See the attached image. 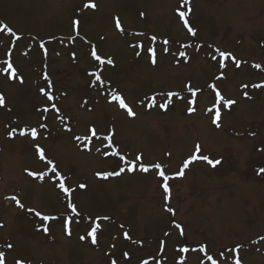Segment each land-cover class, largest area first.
Instances as JSON below:
<instances>
[{
    "label": "rangeland",
    "instance_id": "rangeland-1",
    "mask_svg": "<svg viewBox=\"0 0 264 264\" xmlns=\"http://www.w3.org/2000/svg\"><path fill=\"white\" fill-rule=\"evenodd\" d=\"M87 2L96 8L84 9ZM180 4L181 0H0V25L6 26L0 31V95L5 100L0 107V252L5 264H210L207 255L218 264H233L234 258L242 264H264V174L259 173L264 168V88L252 87L264 84V0H190L188 20L196 37L176 15ZM115 17L124 33L116 31ZM77 18L78 36L71 26ZM137 32L144 35H133ZM152 36L155 43L148 39ZM165 40L168 53L162 51ZM137 43L143 49L136 48ZM182 44L193 46L182 49ZM196 44L202 46L199 51ZM208 45L233 54L241 68L226 61L223 78L217 80L221 70L218 60L206 55L211 51ZM92 47L113 64L93 60ZM149 47L157 53L155 66L148 58ZM178 50L186 52L187 63L178 58ZM5 61L12 64L10 71H5ZM92 72H99L109 91ZM209 83L225 98L236 100L231 108L221 106L219 127L207 112L214 95ZM186 84L197 90L192 113L187 110L192 97ZM110 91L125 99L134 117L109 103ZM168 92L177 95L162 110L159 104ZM48 94L54 100L49 101ZM150 97H156L155 106H149ZM89 127L100 135L112 130L114 150L129 161L142 155L144 165L160 163L167 176L178 171L197 144L200 155L221 163L210 168L203 160L193 162L182 179L167 182V207L173 215L165 211L155 169L125 171L108 179L96 175L118 171V157L110 154L113 149L105 147V141L93 138L85 148L75 139L87 135ZM21 131L26 134L21 136ZM36 145L46 160L36 156ZM52 166L73 189L70 197L55 186ZM11 196L23 207L6 199ZM69 198L80 213L71 236L60 222ZM36 212L58 219L44 222ZM103 217H108L101 222L109 227L98 235V243L81 241L83 225ZM125 232L130 239L123 238ZM201 246L204 253L199 252ZM180 247L189 251L178 254Z\"/></svg>",
    "mask_w": 264,
    "mask_h": 264
},
{
    "label": "snow or ice",
    "instance_id": "snow-or-ice-1",
    "mask_svg": "<svg viewBox=\"0 0 264 264\" xmlns=\"http://www.w3.org/2000/svg\"><path fill=\"white\" fill-rule=\"evenodd\" d=\"M189 5H190V0H181V4H180L179 8L176 9V15L178 16L179 20L182 22L183 27L187 30V33L191 37H196L197 31H196L195 28H193L191 26V24L189 23V20H188V16H189V14L191 12V7ZM95 8H96V4L95 3L89 2V3H85L84 4V9H92V10H94ZM185 8H187V10H183ZM140 16H141V18H143L144 13H140ZM79 24H80V20L78 18L77 19H73L71 21L72 30H73V32L76 33L77 36L79 35V31H78L79 30ZM114 24H115L116 31H118L120 33H124L125 29L122 27V24H121V21H120L119 17H115L114 18ZM5 28H6V26L0 25V31H4ZM7 31L10 33V35H13V36L15 35V33L12 32L11 29H7ZM133 35L140 36V35H144V34L137 32V33H133ZM16 39L19 40L20 38L17 36ZM102 39H103V37H102ZM148 39L152 43H155V41H156V37L155 36H152V37H150ZM163 43H164L165 47L162 48V51L164 53H168L169 49L166 46L168 45L169 41L165 40ZM134 46L136 48H138V49H143V44L142 43H137ZM191 46H193V45L192 44H182L180 47L182 49H186V48L191 47ZM40 47L43 48L44 45H40ZM195 47H196L197 51H199L202 46L199 45V44H196ZM207 47L209 49H211V51L206 53V55L210 56L211 60H213V61L218 60V67L221 70V74L216 77L217 80L223 78V70L228 67V64L226 63V61L230 60L235 68H237V69L241 68V61L237 60L236 57L233 54L225 52V51H223V50H221L219 48H213L211 45H208ZM136 54H137V56H139L141 53L138 51ZM147 54H148V58H149L150 63L153 66H155L157 64V62H158L157 61V53H156L155 48H153V47L147 48ZM90 55H91V58L93 60L99 62V64H108V65H112L113 64V61L111 59H108V60L102 59L98 55L97 50L95 49V47H92L90 49ZM177 55H178V58L182 59L183 62L187 63L189 57L187 56L185 51L178 50L177 51ZM4 63L7 64V68L5 69V71H10L12 69V64L8 63V61H5ZM253 67H255L256 69H260L261 65L260 64H255V65H253ZM13 75H14V73H13ZM90 75L94 77V80L96 82L100 83V85L104 89V91H109L108 88L104 87V82H103L99 72H92V73H90ZM45 79H47V77H45ZM185 87H186L187 91L191 94V97H192L191 99H189L187 101V104L189 105L187 110H188L189 113H192V112L195 111V108L193 107V105L196 103L197 90H194L190 86V84H186ZM243 87H248V86L244 85ZM252 87L257 88V89H262V88H264V84H259V83L258 84H254ZM208 88L211 89V92L214 95L211 97L212 100H213V104H212L211 107L207 108V112L208 113H212L211 123L216 125L217 127H219L220 126L219 121L221 120V110H220L221 106L223 108H231V106L236 104V100L225 98L222 95L221 91L218 90L217 87L214 84L209 83ZM41 92L43 93V89H41ZM109 94L111 96V99L109 100V103L116 102V104L119 106V108L124 110L129 117H134L135 116V112L133 111L132 107L129 106L126 103L125 99L121 95L117 94L115 91H110ZM176 95L177 94L174 93V92L166 93L167 99L164 102H161L159 104V107L162 110L167 109L168 103ZM47 98H48L49 101L54 100V96L51 95V94H48ZM149 101H150L149 106H155L156 105V97H150ZM4 103H5L4 97L2 95H0V107L4 106ZM52 107H53V110H57L58 111V109L55 108V105H53ZM48 110H49L48 108L44 109L45 112H47ZM13 131H15V129H13ZM87 133L88 134L85 135V136H76L75 139L77 141H80L81 143H83L85 148H87L88 143H90L93 138L99 139L101 141H105V142H107L105 147H107L108 149H113L110 152V154L112 156H117L118 157V165L117 166H118L119 170L118 171L117 170H113V171H110V172H107V173H97L96 175L99 178L108 179L110 176H119L121 173H123L125 171L131 173V172H134V171L138 170L140 172L147 173V172L150 171V168L151 169H155L156 170V174L160 177V179L162 181L159 186L163 190V200L165 202V211L170 212L173 215H175L174 210L167 207V204H168V202L170 200V187H169L167 181L170 179V177L165 174V171H164V169H163V167H162V165L160 163H154V164H152L150 166L144 165L141 162L142 159H143L142 155H137L134 158L133 161L127 160L125 158V156L120 154L117 150H114V146H113L114 132L112 130H108L105 134L100 135L94 127H89L87 129ZM25 134L26 133L24 131L20 132L21 136H24ZM30 134H31L32 139L35 140L36 136H37L36 130L32 129ZM97 151H100V149L98 148ZM200 152H201V146L199 144H197L195 146L194 152L187 159H185L183 161L182 166L178 169V171L176 173L177 177H183L184 174H185V170L188 169L189 166L193 162H195L197 160H203V161L207 162L209 165H211L212 167H216L218 164L221 163L220 160L210 159L207 155H200ZM35 154H36V156L39 159L46 160L44 150L42 148H40L39 145H36V147H35ZM104 154L108 155L109 153H104ZM47 163L49 165H52L51 161H47ZM51 171L54 173V179L56 181H58V183L55 186L59 188V190L63 193L65 198L70 197V194L73 191V189H70L69 187L66 186V183H65L66 177H63L61 175V173L59 171H57L55 166L51 167ZM259 173L264 174V168H261L259 170ZM27 175L30 176V177L35 178L37 174L33 173L32 171H27ZM40 178L43 179V176H40ZM79 187L81 189H83V188L86 187V185L80 184ZM6 199H10L12 201H15L17 206L23 207V205L20 204V201L17 199L16 196L6 197ZM30 211H32V210L30 209ZM35 214L37 216H40L41 219L44 222H48V221H51V220L58 219V217L55 216V215H53V216H49V215L41 216V214L39 212H36ZM78 216H80V213H79V211L77 209L76 204L70 198L67 199L66 212H65L63 218H61V221H60L61 225L63 227L64 233L66 235L71 236V234H72V225L74 223H76V219L75 218L78 217ZM107 219H108V217L92 218V222L91 223L83 225V227L85 228V233L83 235H81L79 237V239L81 241H85L86 239H90L91 244L96 245L98 243V235H103L104 234V230L109 227L108 225H104L101 222L102 220H107ZM0 227H2V225H0ZM175 228L179 230V235L181 237H183L184 236V231H183L182 226L179 223H176L175 224ZM43 231L45 233H47V231H48L47 227H45L43 229ZM165 235L167 236L168 233L166 232ZM123 238L125 240H128V239H130V236H129L128 233L125 232V233H123ZM261 239H264V237H261ZM7 247L11 249L12 245L8 244ZM112 247L115 248V245H112ZM238 247L239 246H237V248ZM160 249H161V251H163V249H164V242L163 241L160 243ZM188 251H189V248L180 247L179 251H178V254L179 253H187ZM205 251H206V249H205L204 246H201L199 248V252L204 253ZM123 255H124L125 258L128 257V253H126V252ZM207 260L210 262V264H218V260L214 259L213 255H207ZM0 264H5V255H4L3 252H0ZM15 264H23V262L20 261V260H17L15 262ZM111 264H117V262L115 260H112ZM142 264H148V261L145 260V261L142 262ZM180 264H183V261H181ZM201 264H203V260H201ZM233 264H242V262H241V260L239 258H234L233 259Z\"/></svg>",
    "mask_w": 264,
    "mask_h": 264
}]
</instances>
